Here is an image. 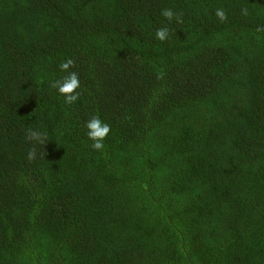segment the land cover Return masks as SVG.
Listing matches in <instances>:
<instances>
[{"label": "trees", "instance_id": "trees-1", "mask_svg": "<svg viewBox=\"0 0 264 264\" xmlns=\"http://www.w3.org/2000/svg\"><path fill=\"white\" fill-rule=\"evenodd\" d=\"M0 264H264V0H0Z\"/></svg>", "mask_w": 264, "mask_h": 264}, {"label": "clouds", "instance_id": "clouds-1", "mask_svg": "<svg viewBox=\"0 0 264 264\" xmlns=\"http://www.w3.org/2000/svg\"><path fill=\"white\" fill-rule=\"evenodd\" d=\"M162 15L171 20L174 13L171 9H165ZM216 15L221 20L226 19V14L222 9H218ZM168 36L169 33L167 28H161L156 32V38L158 40L164 41L168 39ZM71 64L72 61L68 60L67 62L62 63L60 67L61 69H68ZM53 86L56 87L59 93L64 96L67 103L71 104L79 99V93L75 91L79 87V78L75 72L65 77L63 81H56ZM86 128L88 129V139L93 141L91 147L93 149L102 151L104 148V140L108 136L111 126L96 116L87 121Z\"/></svg>", "mask_w": 264, "mask_h": 264}]
</instances>
